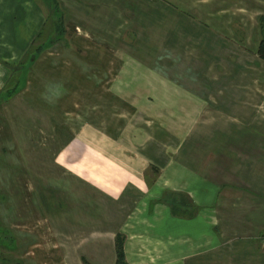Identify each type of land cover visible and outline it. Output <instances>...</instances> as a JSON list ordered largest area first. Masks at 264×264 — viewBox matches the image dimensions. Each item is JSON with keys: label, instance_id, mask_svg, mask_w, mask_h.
Returning a JSON list of instances; mask_svg holds the SVG:
<instances>
[{"label": "crops", "instance_id": "crops-1", "mask_svg": "<svg viewBox=\"0 0 264 264\" xmlns=\"http://www.w3.org/2000/svg\"><path fill=\"white\" fill-rule=\"evenodd\" d=\"M55 1L0 0V89L50 109L16 131L61 263L264 264V0Z\"/></svg>", "mask_w": 264, "mask_h": 264}, {"label": "rangeland", "instance_id": "rangeland-1", "mask_svg": "<svg viewBox=\"0 0 264 264\" xmlns=\"http://www.w3.org/2000/svg\"><path fill=\"white\" fill-rule=\"evenodd\" d=\"M44 2L47 8L56 4L55 0H44ZM52 15H57V13L55 11L47 12V16ZM50 19L48 29L52 28ZM58 20L56 18L54 21L57 22ZM19 67L18 65L8 68L10 76L0 89V99L3 100L2 103L0 102V218L5 227H11L16 233V246H18L16 250L11 251L0 247V264H62L60 261L61 246L59 247L58 243L60 239L55 233L53 220L49 218L50 213H46L45 210L42 211L41 208L46 206L42 200H48L49 203L51 201V178L42 181L38 174L39 179L37 180L35 171L21 172L20 170L22 163L20 153L23 151L21 145L23 148L28 147L29 149L35 148L37 144L40 147L50 148L51 139L44 136L42 141H35L34 139L21 141L19 138L21 134L16 131L22 130V127L28 128L29 131H35L36 127L39 126L31 124L35 119L30 118L31 115L24 116L29 113L28 110L32 113H46L48 116L46 119L50 121V109H37L35 107L30 109V107L21 106L20 98L23 94H20L19 89L28 73L26 70H19ZM50 89L51 85L47 83V87L41 93L43 98L50 99ZM126 109L113 108L114 111H119L121 115L124 111L126 112ZM97 118L99 122H102L100 126L102 124L106 126V122L103 121L105 116L98 115ZM119 122H123V119H119ZM47 127L49 128L50 125ZM61 142L63 141L61 140ZM30 157L32 156L26 157L24 155L22 158L30 160ZM40 157L42 158V156ZM43 158L45 162L51 163L52 156L45 154ZM50 205L51 203L47 206ZM3 256L11 257V260H8L10 263H5L2 260Z\"/></svg>", "mask_w": 264, "mask_h": 264}, {"label": "trees", "instance_id": "trees-1", "mask_svg": "<svg viewBox=\"0 0 264 264\" xmlns=\"http://www.w3.org/2000/svg\"><path fill=\"white\" fill-rule=\"evenodd\" d=\"M264 20V18H263ZM35 53L33 54L31 60L35 59V56L42 50L41 47L33 49ZM258 53L261 56L262 59H264V37L261 39ZM8 68H11V66L8 63H3ZM0 102L2 103L3 100L0 99ZM17 245V238L16 235L13 233L11 227H5L3 225V221L0 218V247L6 249V250H16L18 248ZM116 249H117V263L116 264H127L126 257H125V250H124V236L118 235L116 240ZM6 257H2V260L5 263H10L8 260H11ZM85 264H91L87 261H85Z\"/></svg>", "mask_w": 264, "mask_h": 264}, {"label": "built area", "instance_id": "built-area-1", "mask_svg": "<svg viewBox=\"0 0 264 264\" xmlns=\"http://www.w3.org/2000/svg\"><path fill=\"white\" fill-rule=\"evenodd\" d=\"M259 241L264 248V233L259 236Z\"/></svg>", "mask_w": 264, "mask_h": 264}]
</instances>
